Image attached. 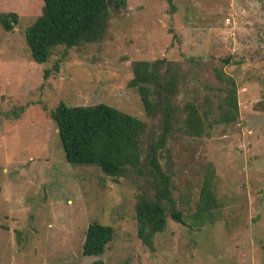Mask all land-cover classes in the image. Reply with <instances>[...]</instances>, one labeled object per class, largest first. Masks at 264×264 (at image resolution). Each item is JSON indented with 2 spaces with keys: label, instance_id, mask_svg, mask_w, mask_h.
Segmentation results:
<instances>
[{
  "label": "rangeland",
  "instance_id": "obj_1",
  "mask_svg": "<svg viewBox=\"0 0 264 264\" xmlns=\"http://www.w3.org/2000/svg\"><path fill=\"white\" fill-rule=\"evenodd\" d=\"M171 2L127 0L102 43L61 60L59 48L38 65L25 30L41 0H0V12L18 16L12 32L0 28V264H264V0ZM162 58L185 65L187 99L215 101L222 70L236 84L238 117L171 148L184 224L168 218L150 250L136 235V187L69 165L49 114L60 103L103 104L146 122L130 65ZM208 171L219 206L197 215ZM93 223L113 237L102 256L84 257Z\"/></svg>",
  "mask_w": 264,
  "mask_h": 264
},
{
  "label": "trees",
  "instance_id": "obj_2",
  "mask_svg": "<svg viewBox=\"0 0 264 264\" xmlns=\"http://www.w3.org/2000/svg\"><path fill=\"white\" fill-rule=\"evenodd\" d=\"M169 7L171 0H166ZM41 14L25 30L26 50L32 61L45 64L53 52L60 60L67 51L102 43L109 21L127 7V0H41ZM15 13L0 12V28L12 32ZM227 63V60L224 61ZM128 88L137 93L146 122L99 104L67 107L60 103L49 114L54 122L65 161L72 167H96L114 183L125 180L136 187V235L153 249L155 235L166 230L167 219L184 224L176 208L175 171L171 148L187 139L210 135L216 125L235 123L238 117L236 84L222 70H214L215 101L192 92L189 99L185 65L165 58L130 65ZM54 69L57 71L58 67ZM49 74L44 72V78ZM203 178L197 215L218 208L212 191V172ZM113 229L96 223L85 232L82 256H102ZM102 264V263H97Z\"/></svg>",
  "mask_w": 264,
  "mask_h": 264
}]
</instances>
